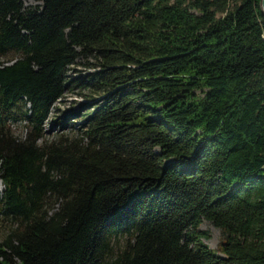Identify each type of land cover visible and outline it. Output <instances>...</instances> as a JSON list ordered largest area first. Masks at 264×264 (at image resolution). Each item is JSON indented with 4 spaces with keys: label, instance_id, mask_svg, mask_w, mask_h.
I'll return each mask as SVG.
<instances>
[{
    "label": "trees",
    "instance_id": "1",
    "mask_svg": "<svg viewBox=\"0 0 264 264\" xmlns=\"http://www.w3.org/2000/svg\"><path fill=\"white\" fill-rule=\"evenodd\" d=\"M11 52L0 264H264L259 0H0V58ZM83 58L91 71L68 76ZM74 86L97 100L46 138Z\"/></svg>",
    "mask_w": 264,
    "mask_h": 264
},
{
    "label": "rangeland",
    "instance_id": "2",
    "mask_svg": "<svg viewBox=\"0 0 264 264\" xmlns=\"http://www.w3.org/2000/svg\"><path fill=\"white\" fill-rule=\"evenodd\" d=\"M22 5L27 6H39L41 4V0H21ZM16 53H8L0 58L2 62H9V60L15 58ZM92 59H77L72 65L69 66L67 70V75L70 77H77L81 74L87 73L91 71L89 65L87 64L92 62ZM87 64V65H86ZM98 96L96 94H92L91 92H87L84 90H80L78 87L72 88L69 91H66L63 96L59 99V101H55L52 107L49 110L48 116L44 122V136L50 137L55 132L60 130L59 121L63 119L64 115H68L71 112H76L75 116H80L81 113L88 109L91 103L97 100ZM72 115H68L66 118L67 121H72L73 127H76L75 123L81 122L79 117H75L74 120ZM56 120L57 122H55ZM10 130L14 135L21 136L24 132L23 126L19 122H14L9 126ZM2 189V185L0 183V191ZM7 221L1 219L0 216V239H2L7 231ZM198 229L204 231L206 233V238L203 241L207 244V246L213 250H217L218 245L221 241L222 234L220 230L213 226L211 222L207 220H202L198 226Z\"/></svg>",
    "mask_w": 264,
    "mask_h": 264
},
{
    "label": "water",
    "instance_id": "3",
    "mask_svg": "<svg viewBox=\"0 0 264 264\" xmlns=\"http://www.w3.org/2000/svg\"><path fill=\"white\" fill-rule=\"evenodd\" d=\"M259 8L262 15L264 16V0H259Z\"/></svg>",
    "mask_w": 264,
    "mask_h": 264
}]
</instances>
